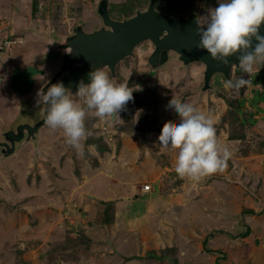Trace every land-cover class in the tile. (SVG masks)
<instances>
[{"label":"rangeland","instance_id":"1","mask_svg":"<svg viewBox=\"0 0 264 264\" xmlns=\"http://www.w3.org/2000/svg\"><path fill=\"white\" fill-rule=\"evenodd\" d=\"M104 1L0 0V143L5 142L7 132L14 131L18 125H32L43 119L44 114L40 105L33 108L30 104L33 106L34 102L28 101L41 92L43 85L57 74L63 56L60 51L63 52L62 48L76 28L82 27L83 32L87 34L104 28L97 12L99 3ZM149 1L109 0V17L113 21L128 20L138 12L144 11ZM33 2H38L39 6L37 13L32 15ZM219 2L222 0H160L155 7L162 14L174 19L187 18L189 14H193L199 21ZM130 10L132 14L129 17L123 14ZM205 26L206 22L200 21V27ZM16 39L19 44L14 45L13 41ZM146 47L148 46L135 49L136 58L127 59L115 69L114 75H109L114 83H127L133 90V101L129 102L125 110L119 114L124 123L110 122L97 117L92 110L87 111L84 121L86 129L91 132V136L100 138L101 144L108 148L107 151L102 152L106 154L104 162H116L120 158L121 153L114 148L120 145L122 134L141 131L144 127L146 116L153 112L145 105L148 103L146 100L159 98L164 103L162 120L165 124L172 120V114H169L170 109L167 107L168 101L172 97L185 98L195 89V87L190 88L188 84L198 80L196 75L200 67L193 66L189 71H183L178 69L177 63H171L168 67L160 66V69L153 71L160 72L158 78L162 80L160 82L162 84L165 83V79H175L176 83L179 80L181 82L179 91L175 88L167 90L162 84L158 86L154 80H146L144 93L141 90L135 91L136 82L141 79L142 74L148 73L145 66L141 67L144 61L141 57L148 49ZM148 51L151 52V47ZM241 76L245 79L250 78L253 86L242 88L238 93L224 87L226 80L217 79L213 82L214 88L222 93L212 92L214 113L209 114H214L215 128L222 140H236L233 139L236 134L246 133L244 140H239L240 146L236 147L238 159L246 158L247 164H252L253 171L257 173L261 171L264 175V67L254 71L250 76L240 68L235 69L229 80ZM199 78L203 79L200 76ZM174 85L175 82L172 86ZM169 91L170 93L166 95ZM145 95L150 99L143 100ZM72 99L78 105L86 107L84 98L79 95H74ZM23 103L24 108H22ZM156 106L155 104L153 108ZM158 112L153 113L157 120ZM158 128L155 127V130ZM50 132L51 129L45 125L41 131V138L42 135L47 136ZM59 132L53 141L58 142L53 146L62 151V154H68L69 166L62 158L43 163L44 161L33 157L34 161L28 163L27 160L34 156V151L43 146L42 140L37 148L23 147L24 149L19 153L21 144L25 140L20 145L16 144L13 154L0 153V264L110 263L109 250L112 247L105 243L106 235L100 232L99 228L98 232H95V228L91 231L87 225H83L78 214L80 201L75 200L79 197L78 194L74 196L73 201H69L67 193H64V187H67L71 179L77 182L75 170L79 165L81 166L85 160H91V156L87 154L86 141L83 142L84 154L80 155L76 149L66 143L63 131L59 130ZM109 137L115 139V145L106 140ZM243 141H246V145ZM23 162L25 164L20 169L14 165L18 163L20 166ZM55 165L56 167H52ZM234 169H232L233 173L237 174L238 171ZM244 173V170L243 175L240 172L239 177H245ZM180 181L181 179L178 182ZM246 181L244 187L249 194L255 193L256 200H259L261 197L256 195V190L259 189L255 187L259 182L253 184L249 183V180ZM81 194L83 195V192ZM240 227L239 230L236 228L235 232L239 237L240 233L247 231V226L240 224ZM247 235H250L248 231ZM260 239L252 238L249 245L251 251L249 255L253 257L254 264H264V237L263 240ZM165 253L160 252L158 255L162 256ZM170 257H174V254ZM121 258V264L133 262L122 256ZM111 263L114 264L112 261ZM140 264L172 263L152 258Z\"/></svg>","mask_w":264,"mask_h":264},{"label":"crops","instance_id":"2","mask_svg":"<svg viewBox=\"0 0 264 264\" xmlns=\"http://www.w3.org/2000/svg\"><path fill=\"white\" fill-rule=\"evenodd\" d=\"M201 68L197 70L198 80L188 84L190 88L195 87L192 94L181 101L191 103L210 115V112L214 113L212 92H222L216 90L213 83L208 88L205 86L204 80L199 78H203L200 73L204 67ZM162 85L167 90L181 89V82L178 80L176 83L175 79H165ZM161 106L156 126L158 130L147 133L132 131L119 137L120 140L118 138L121 143L114 149L121 154L116 162H104L105 153H99L97 149L91 152L86 145L91 160H85L75 170L77 182L71 179L64 187L69 201H73L76 194L79 196L75 200L80 201L78 214L82 224L91 231L95 228V232H98L99 228L100 232H104L107 238L105 243L112 247L109 262L114 264H121V256L133 261L132 264L144 263L155 259L152 253H157L161 259L164 258L163 261L172 264L174 261L178 264H254L253 257L249 255V245L252 238L263 240L264 237V175L261 171H253L252 164H247L246 158H241L242 161L238 159L236 147L241 144L239 140L224 141L216 129L219 142L232 153L227 169L198 182L188 179L178 182L180 178L175 172L177 151L160 149L158 144V136L164 125V103ZM40 109L43 113V105H40ZM168 109L172 114L171 121L178 122L175 111ZM45 125L36 137L24 140L19 153L23 147L37 148L42 140L43 146L34 151L28 163L34 161L33 157L43 163L62 158L69 166L68 154H62L53 146L58 142L53 141L60 133L59 129L51 130L41 138ZM46 148L50 150L45 151ZM18 163L14 165L19 169L25 164L23 162L19 166ZM232 169L238 173L234 174ZM243 170L246 178L239 177L240 172L243 175ZM246 180L253 184L259 182L255 186L259 189L256 190V195L261 197L259 200H256L255 193L249 194L244 187ZM143 185H150L151 191L143 193ZM240 224L247 226L250 235H247V231L240 233V237L235 235L236 228H241ZM160 252L167 254L160 256ZM173 254L174 257H170Z\"/></svg>","mask_w":264,"mask_h":264},{"label":"clouds","instance_id":"3","mask_svg":"<svg viewBox=\"0 0 264 264\" xmlns=\"http://www.w3.org/2000/svg\"><path fill=\"white\" fill-rule=\"evenodd\" d=\"M200 21L206 22V26L200 27ZM197 24L200 37L198 47L213 60L227 65L228 58L237 56L238 66L249 76L264 67V36L259 34L260 26L264 24V0H222ZM253 39L256 41L254 48ZM67 50L71 53L70 48ZM89 76L91 82L85 85L81 81L75 94L84 98L86 107L78 105L71 98L73 95L70 90L62 83L37 94L38 103L44 108L48 128L62 130L66 143L80 155L84 154L83 142L91 136L84 122L87 111H94L101 119L123 124L119 114L134 99L132 88L127 83H114L103 68L90 72ZM252 86L251 79H245L244 76L225 82L226 88L237 93L242 88ZM136 89L141 90L139 85ZM167 107L175 111L179 120L163 125L158 144L160 149L177 151L175 172L178 178L198 182L205 177L223 173L232 153L218 140L215 118L177 97H172ZM87 147L91 152L96 149L95 145Z\"/></svg>","mask_w":264,"mask_h":264},{"label":"water","instance_id":"4","mask_svg":"<svg viewBox=\"0 0 264 264\" xmlns=\"http://www.w3.org/2000/svg\"><path fill=\"white\" fill-rule=\"evenodd\" d=\"M99 15L103 25L108 29L102 28L91 34L81 30L75 31V35L67 41L71 53L66 51V55L64 54L61 58V60L64 59V72L56 74L48 83H45L42 89L44 92L52 85L62 83L72 95H75L81 81L85 85L91 82L90 72L98 68L113 72L120 63L133 57L134 49L144 42H150L155 48L152 62L161 56L162 60L159 64L163 65L169 59V53H172L178 57L185 68L192 63L203 65L205 70L203 77L207 88L214 77H222L228 81L233 70L240 68L237 56L228 58V64L224 65L213 60L206 51L198 47L199 26L195 15L187 20L174 19L158 13L154 2H151L145 11L122 22L112 21L104 8H100ZM259 34L264 36V24L260 26ZM252 44L254 48L256 44L254 39ZM37 98L36 94L28 101L34 102L33 106L30 104L31 107H37L39 104ZM25 104H22V108ZM43 114V119L36 125H21L16 133L10 134L11 146L5 145L7 154H13L16 144L20 145L26 138L36 137L39 130L46 124L45 112Z\"/></svg>","mask_w":264,"mask_h":264},{"label":"flooded vegetation","instance_id":"5","mask_svg":"<svg viewBox=\"0 0 264 264\" xmlns=\"http://www.w3.org/2000/svg\"><path fill=\"white\" fill-rule=\"evenodd\" d=\"M150 5V4H149ZM149 5H148V7H149ZM102 7V4L101 5H99V7H98V9H97V12H98V15H99V11H100V8ZM147 7V8H148ZM146 8V9H147ZM145 9V10H146ZM144 10V11H145ZM156 10V9H155ZM157 11V10H156ZM158 12V11H157ZM160 13H162V12H160ZM193 14H189L188 15V17L187 18H181V19H185V20H187L188 18H190L191 16H192ZM196 16V15H195ZM99 18L101 19V21H102V18L100 17V15H99ZM110 18V17H109ZM113 21V20H112ZM103 22V21H102ZM115 22H120V21H115ZM104 28H106V29H108L107 27H105L104 26ZM77 30H81L82 32H83V30H82V27H78V28H76L75 30H74V33L72 34V36H70V38L71 37H73L74 35H75V31H77ZM87 34V33H86ZM144 46H148V47H146V48H148L146 51H145V55H143V57H141V60H144L143 61V63H142V65H141V67H146V70L148 71V73H144V74H142V77H141V79L140 80H138L136 83H137V85H139L140 86V89H141V91L144 93V89H145V82H146V80H154V82L159 86V84H160V82L162 81V80H159V78H158V74H160V72H158V71H153V69L154 70H156V69H160L159 67L160 66H164V67H168L171 63H177L178 64V66H179V70H183V71H189V69H191L193 66H198V67H200L201 68V66H199V65H201V64H199V63H192L191 65H189L187 68H185V66H183V64L182 63H180V61H179V59H178V57L176 56V55H174V54H172V53H169V59L167 60V62L165 63V64H159V62L162 60V57L161 56H159L158 57V59L157 60H155L154 62H152L151 61V59L153 58V55H154V52H155V48H154V46L150 43V42H144V43H141L139 46H137L135 49L137 50V48H144ZM149 47H151V52L150 51H148L149 50ZM66 49H68V42L65 44V46L62 48V51L63 52H61V54L64 56V54L66 55ZM135 49H134V51H135ZM148 51V52H147ZM67 52H68V50H67ZM136 56H137V54H136V51H135V53H134V55H133V57H130V58H136ZM127 59H129V58H127ZM126 59V60H127ZM126 60L124 61V62H126ZM60 62H61V64H59V66H58V70H57V74L58 73H63L64 71V69H63V65H64V59L63 60H60ZM123 63V62H122ZM121 64V63H120ZM119 64V65H120ZM118 65V66H119ZM117 66V67H118ZM139 66V65H138ZM116 67V68H117ZM203 67V66H202ZM115 68V69H116ZM106 72H108V74L109 75H112L113 74V72L115 73V70L113 71V72H111L109 69H104ZM202 72H204V70H202ZM178 73V72H177ZM176 73V74H177ZM114 75V74H113ZM56 76V75H55ZM149 78V79H148ZM219 77H214L211 81H212V83L215 81V80H217ZM219 79H221V80H223L222 79V77H220ZM223 81H225V80H223ZM150 93H151V91L149 90V89H147ZM142 94V93H141ZM180 99L182 100V99H184L183 97H180ZM153 100H156V99H154L153 98ZM157 105L156 106V108H153L154 107V105ZM155 104L153 105V104H151L150 103V105L148 106L149 107V111H154L153 113H155L156 111L158 112L160 109H161V104H163L162 102H161V100L158 98L157 100H156V102H155ZM168 106V105H167ZM159 113V112H158ZM38 122H36L35 124H29L28 126H34V125H36ZM21 125H25V124H20V125H18V127L19 126H21ZM15 127H17V126H15ZM17 127V128H18ZM16 131H17V129H15L14 131H9V132H7V134L5 135V142H3V143H0V153L1 154H3V155H5L6 154V148H5V145H10L11 146V138H10V134L11 133H16ZM25 135V134H24ZM115 140V139H114ZM9 146V147H10Z\"/></svg>","mask_w":264,"mask_h":264},{"label":"trees","instance_id":"6","mask_svg":"<svg viewBox=\"0 0 264 264\" xmlns=\"http://www.w3.org/2000/svg\"><path fill=\"white\" fill-rule=\"evenodd\" d=\"M160 0H150L149 1V4L151 3V2H154V4H155V6H156V4L159 2ZM108 3H109V0H105L104 2H100L99 4L101 5L102 4V7L101 8H104V10H106L107 11V13H108V15H109V9H108ZM38 6H39V4H38V2H33V4H32V9H31V12H32V15L34 14V13H37V11H38ZM155 9L158 11V13L159 12H161V11H159L156 7H155ZM141 12H143V11H141ZM138 13H140V12H138ZM125 16H128L129 17V15L130 14H132V10H130L129 12H124L123 13ZM136 15V14H135ZM13 41V40H12ZM14 41H17V39L16 40H14ZM136 95H139V93H136ZM146 99H150L148 96H146L145 95V98L143 99V100H146ZM153 99V98H152ZM148 101V103H145V105H147V106H149L150 105V103L151 104H155V102H156V100H146V102ZM151 101V102H150ZM145 102V101H144ZM155 111V110H154ZM153 111V112H154ZM153 112L151 113V114H149L148 116H146V118H145V122H144V127H142L141 128V131L143 132V133H147L148 131H150V129H153V130H155V127L157 126V124H158V121H157V119H155L154 118V115H153ZM152 128H151V127ZM155 126V127H154ZM121 130H123L122 128H121ZM137 131V130H136ZM140 132V131H139ZM245 136H246V133H244V134H236L234 137H233V139H236V140H244V138H245ZM101 139L100 138H98V137H93V136H89L88 138H87V140H86V145H95L96 146V148H97V150L99 151V152H105V151H107L108 150V148H107V146L105 145V146H103L102 144H101ZM5 155H8L7 154V152H6V154ZM168 253H169V251H168ZM153 255V257H155V258H157V259H160V260H164V258L163 259H161L159 256H157L155 253H152ZM174 264H177L176 263V261H174L173 262Z\"/></svg>","mask_w":264,"mask_h":264},{"label":"built area","instance_id":"7","mask_svg":"<svg viewBox=\"0 0 264 264\" xmlns=\"http://www.w3.org/2000/svg\"><path fill=\"white\" fill-rule=\"evenodd\" d=\"M14 43V45H16V44H19V42H17V41H13ZM104 136V135H103ZM113 137H109L108 139H106L107 141H109V143L110 144H114V139H112ZM112 142V143H111ZM141 191L143 192V193H149L150 191H151V187H150V185H143L142 187H141Z\"/></svg>","mask_w":264,"mask_h":264}]
</instances>
